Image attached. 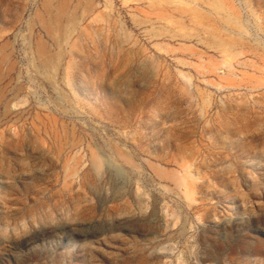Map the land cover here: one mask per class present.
Returning a JSON list of instances; mask_svg holds the SVG:
<instances>
[{"label": "rangeland", "instance_id": "374dc122", "mask_svg": "<svg viewBox=\"0 0 264 264\" xmlns=\"http://www.w3.org/2000/svg\"><path fill=\"white\" fill-rule=\"evenodd\" d=\"M0 264H264V0H0Z\"/></svg>", "mask_w": 264, "mask_h": 264}]
</instances>
